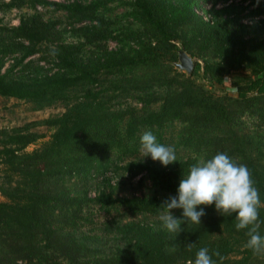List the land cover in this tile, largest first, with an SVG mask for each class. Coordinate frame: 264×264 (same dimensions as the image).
Segmentation results:
<instances>
[{
  "label": "trees",
  "instance_id": "obj_1",
  "mask_svg": "<svg viewBox=\"0 0 264 264\" xmlns=\"http://www.w3.org/2000/svg\"><path fill=\"white\" fill-rule=\"evenodd\" d=\"M113 3L125 6L130 24L115 29L119 20L104 17ZM242 3L0 0L1 13L29 11L16 26L0 24L1 107L12 99L34 111L62 108L55 116L0 129V264H194L204 247L210 255L219 251L220 257L212 256L217 264H264V254L245 247L247 229L235 228V213L222 216L214 205L197 206L206 213L200 225L185 222L177 236L142 224L117 227L125 243L109 254L75 237L89 205L122 208L131 216L160 214L197 159L218 152L248 166L264 202V143L250 132L264 127V19L255 20L264 2L247 11L245 24L239 12L255 3ZM37 7L64 13L66 25L59 29L60 22L44 20ZM67 30L78 39L75 46L61 43ZM107 41L116 48H106ZM178 51L191 59L190 74L173 67ZM8 57L13 63L2 73ZM51 60L53 70L43 68ZM199 71L208 88L196 81ZM175 126L172 147L193 158L171 166L136 160L145 131L168 146L164 131ZM37 127L50 134L27 151L44 139ZM117 170L131 177L144 173L151 195L87 196L88 181L107 183ZM70 182L80 183V191ZM260 220L264 235V206Z\"/></svg>",
  "mask_w": 264,
  "mask_h": 264
},
{
  "label": "rangeland",
  "instance_id": "obj_2",
  "mask_svg": "<svg viewBox=\"0 0 264 264\" xmlns=\"http://www.w3.org/2000/svg\"><path fill=\"white\" fill-rule=\"evenodd\" d=\"M49 2H61V3H69L73 2L74 0H47ZM82 3H88L92 0H80ZM242 2L243 0H235V2ZM255 3L253 7L248 8L247 10H243L239 12V18L240 22L245 24L248 23L250 19H248L245 16H248L247 11L251 8H254L258 6L261 2H264V0H245V3H242V6L250 5L251 3ZM206 8V10L209 9L208 4H203ZM107 10L104 11V17L111 19L113 23H118L115 25V29H118L119 26H124L130 24L131 21H126L124 15L126 14V8L125 6H119L116 4H109L107 6ZM37 12H39L42 16V18L46 21H58L60 24L58 25L59 29H62L64 25H66L65 19H64V13L59 11H54L50 7L46 8H40L37 7ZM29 13L28 10H20L15 11L11 10L8 12H0V24L4 26H16L18 18L25 14ZM200 13V12H198ZM256 19H264V13L260 15ZM134 27V25L132 26ZM136 28V27H134ZM264 39V37H263ZM62 44L66 45H76L78 44V39L73 37L71 33L68 32V30L63 33V37L61 40ZM106 48L108 49H114L116 48V44L113 41H107L106 42ZM52 47V46H49ZM88 50L84 48V52H87ZM39 55H34L30 57L32 61H35L38 58ZM54 62L53 60L49 61L47 65H43L42 63H39V65H43L45 69H51L54 68ZM199 62V61H198ZM13 63V58L8 57L4 61V65L1 69V72H5L9 66H11ZM177 63V62H176ZM200 66H201V62ZM174 67V66H173ZM175 68V67H174ZM17 69L14 71L16 72ZM53 72V71H52ZM196 81L200 84H203L205 87H209L204 80L201 78V71L198 72ZM215 91L218 93L222 92V89L220 87L215 86ZM228 94L232 95L231 92ZM128 103H130L128 101ZM4 108L0 105V129H9L16 126H21L24 123L41 120L48 118L50 116H55L62 112V108L59 105L52 106L50 108H45L40 111H34L32 110L31 106L29 104H24L23 102H18L15 100H7L3 102ZM246 127L248 130H251L252 127L251 122L248 120L246 121ZM253 128V127H252ZM177 126L168 128L164 131V140H168V146H172V138L175 135L177 131ZM37 132L44 135V139L38 140L33 145H30L26 148L27 151H30L34 148H37L40 146V144L47 140L48 135L50 134V131L46 129L45 127H37ZM246 130V131H248ZM250 132H255L253 134L254 137H257L264 143V127L259 130H254ZM169 141L171 143L169 144ZM177 161L178 160H185L187 158H193L192 156H188L184 151L175 150ZM136 160L145 161V160H151L150 157H144L142 158V154L139 150V154L136 157ZM198 160V159H197ZM177 161L171 163L168 166L173 165ZM159 163L158 161H156ZM197 162V161H196ZM160 164V163H159ZM116 173L110 177L109 182H99L96 180H90L86 183L85 189L87 190V196L89 198H93L98 193L102 192L104 194H108L113 199H123V198H131L133 196L135 197H143V196H149L151 195L150 191V183L145 177V174L142 173L140 175L131 177L128 173L123 172L122 170L115 171ZM111 176V175H110ZM71 187L74 191H80V183L76 182H70ZM3 199L0 197V201ZM172 214L175 216L178 209L171 210ZM84 216L87 218V221L80 225V227L75 231V237L76 238H83L86 239L89 245L95 247L97 250H100L102 254H109L114 250L115 247H123L124 241L122 238H126L125 234L119 233V230L116 228L121 227L127 223H134V224H142L144 226H147L151 229H164L162 227L161 222L158 220L159 214L156 216H146V215H135L131 216L129 214H126L123 212L122 208L117 209H110V208H104L101 209L98 206L89 205L84 210Z\"/></svg>",
  "mask_w": 264,
  "mask_h": 264
},
{
  "label": "clouds",
  "instance_id": "obj_3",
  "mask_svg": "<svg viewBox=\"0 0 264 264\" xmlns=\"http://www.w3.org/2000/svg\"><path fill=\"white\" fill-rule=\"evenodd\" d=\"M140 145L142 158L150 157L162 166L177 161L175 149L159 143L151 131L141 135ZM201 205H214L216 212L225 217L235 213V228L247 229L245 247L255 254H264V235L259 232L262 223L260 208L264 202L247 165L235 162L224 152H218L210 158L199 157L189 168L187 176L180 179L176 195L162 202L163 211L158 220L167 232L177 236L183 231L181 225L185 222L200 225L201 218L206 214L204 208L198 209L197 206ZM173 209H182L180 218L172 214ZM187 247L191 250L192 243L187 244ZM213 255L220 257L219 251L210 255L207 247L200 248L196 252L194 264H217Z\"/></svg>",
  "mask_w": 264,
  "mask_h": 264
},
{
  "label": "water",
  "instance_id": "obj_4",
  "mask_svg": "<svg viewBox=\"0 0 264 264\" xmlns=\"http://www.w3.org/2000/svg\"><path fill=\"white\" fill-rule=\"evenodd\" d=\"M175 69L190 74L192 70L191 59L182 51L177 52V63L173 65Z\"/></svg>",
  "mask_w": 264,
  "mask_h": 264
},
{
  "label": "built area",
  "instance_id": "obj_5",
  "mask_svg": "<svg viewBox=\"0 0 264 264\" xmlns=\"http://www.w3.org/2000/svg\"><path fill=\"white\" fill-rule=\"evenodd\" d=\"M230 92H232V91L230 90Z\"/></svg>",
  "mask_w": 264,
  "mask_h": 264
}]
</instances>
